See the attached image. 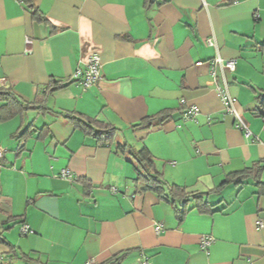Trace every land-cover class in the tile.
Returning a JSON list of instances; mask_svg holds the SVG:
<instances>
[{
	"label": "crops",
	"instance_id": "crops-1",
	"mask_svg": "<svg viewBox=\"0 0 264 264\" xmlns=\"http://www.w3.org/2000/svg\"><path fill=\"white\" fill-rule=\"evenodd\" d=\"M32 3L42 18L0 0V87L40 106L54 83L65 87L45 99L51 114L0 120V233L17 251L10 258L0 243V264H105L126 251L121 264H264V194L251 180L228 181L262 163L264 182V0ZM94 53L101 79L85 89L75 74ZM218 56L236 63L225 76L253 139L217 93L222 73L214 79L209 63ZM181 101L200 110L195 121L183 119ZM163 113V124L134 128ZM66 114L117 128L114 144L98 145ZM120 144L148 149L169 185L207 194L213 212L141 192ZM24 224L33 233L22 235ZM204 237L213 239L207 250Z\"/></svg>",
	"mask_w": 264,
	"mask_h": 264
},
{
	"label": "trees",
	"instance_id": "trees-1",
	"mask_svg": "<svg viewBox=\"0 0 264 264\" xmlns=\"http://www.w3.org/2000/svg\"><path fill=\"white\" fill-rule=\"evenodd\" d=\"M24 2L28 9H30L34 16L42 18L39 10L33 5L32 0H21ZM233 0H229V3ZM65 85L54 83L52 87H49L44 93V99L42 105L38 103H26L22 101L19 96L10 88L0 87V104H3L1 108L0 120L1 122H7L16 116L22 114L26 110H39L42 113H50L51 111L44 105L45 99L57 90L63 89ZM264 102V101H263ZM58 116V114L56 115ZM67 121L75 125L76 128L82 130L87 135L94 136L97 144L101 146H112L115 142V138L118 129L110 124L97 121L95 119L85 118L82 115L66 114L62 115ZM170 117V113H163L161 115L147 118L141 124L135 125L134 128L145 127L152 129L155 126L163 124L165 120ZM30 133H24L19 138L26 139ZM117 152H127L131 157L130 161L136 171L137 178L134 180L136 187H141V192H155L160 198L171 202L174 205L176 202H182L189 204L191 201L196 202V207L202 214H209L213 212L214 205L208 201L207 194L203 193H190L185 187L177 185H169L163 175L156 169V162L152 154L148 149L135 150L128 145H119ZM263 164L256 163L251 168L245 169L239 173L229 176L228 181L236 185H243L247 181H253L258 189L259 194H264V182L262 181ZM182 215V211H178ZM0 243L6 245L9 248V257L14 258L17 256V251L14 246H11L0 233ZM129 251L125 253L115 255L109 262L105 264H121L124 258L128 255ZM29 261H33L30 257H23Z\"/></svg>",
	"mask_w": 264,
	"mask_h": 264
},
{
	"label": "built area",
	"instance_id": "built-area-1",
	"mask_svg": "<svg viewBox=\"0 0 264 264\" xmlns=\"http://www.w3.org/2000/svg\"><path fill=\"white\" fill-rule=\"evenodd\" d=\"M207 45L209 46H214L215 42L214 39H208ZM202 63H198L197 66H201ZM210 66V71L212 77L215 79L217 70H221L222 73V78H221V84L217 85V93L225 106V110L227 114L232 115L235 120H236V126L238 127L239 130H241L244 134L245 139L250 140L253 139L254 136L252 135L250 129L248 126L243 122L238 110H237V100L234 99L230 92H229V85L227 78L225 76V71H230L234 72L236 70V63L235 61H224L220 56H218L216 59L211 61L209 63ZM101 59L99 54L94 53L93 55L90 56L87 67L85 71H77L75 74V79L78 80L81 85L85 89H89L96 85L100 79H101ZM181 107H184V112H183V119L186 121H195L197 116L200 114V110L194 106V105H187L185 101H181L180 103ZM262 120L264 121V116H262ZM4 149L0 147V160L4 156ZM61 178L66 179V180H72L74 178V175L71 173L69 170H63L61 172ZM112 193L116 194V190L112 189ZM263 224L260 222L259 227H262ZM164 230V226L162 224H159L155 228V232L157 234L162 233ZM21 233L24 236H27L31 233H33L32 229L24 224L21 229ZM213 242V239L211 237H204L201 240V248L203 250H207L209 246H211ZM2 258L0 257V263H1ZM87 264H94L93 262H88ZM144 264H150L148 261H145ZM247 264H254L251 259L247 260Z\"/></svg>",
	"mask_w": 264,
	"mask_h": 264
},
{
	"label": "rangeland",
	"instance_id": "rangeland-1",
	"mask_svg": "<svg viewBox=\"0 0 264 264\" xmlns=\"http://www.w3.org/2000/svg\"><path fill=\"white\" fill-rule=\"evenodd\" d=\"M248 189V187H246Z\"/></svg>",
	"mask_w": 264,
	"mask_h": 264
}]
</instances>
